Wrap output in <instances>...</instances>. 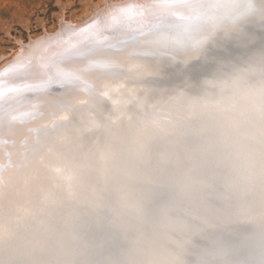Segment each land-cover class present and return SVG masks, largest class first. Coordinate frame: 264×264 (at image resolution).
<instances>
[{
	"label": "rangeland",
	"instance_id": "1",
	"mask_svg": "<svg viewBox=\"0 0 264 264\" xmlns=\"http://www.w3.org/2000/svg\"><path fill=\"white\" fill-rule=\"evenodd\" d=\"M113 2H114V0H107L106 2H102V0H0V61H2L3 59L4 60L8 59V58L12 57L14 54H16V52H19L22 47L27 46V44H26L27 41H30L32 39L31 41L34 42L37 40V38L39 39L40 37L37 35L38 33L40 34V36L52 35V33L53 34L54 33L55 34L60 33L61 29H62L61 26L65 25V24H69L73 21L76 22V20H77V23H78V21L83 22L85 20L84 18H86V17L83 16V19H82L81 16L85 15L84 13H85V11H87L86 9L89 6L88 4L92 3L91 5L94 8L93 11L96 10L95 12L100 13L102 7H104V5L106 3H113ZM115 2L116 3H113V4H119V3H122L124 1L122 0V2H121V0H117V1L115 0ZM103 3H104V5H103ZM98 8H101V9H98ZM62 14H63V17H61ZM82 22H79V23H82ZM49 33H51V34H49ZM34 39H36V40H34ZM20 41L21 42L23 41V44L25 42V44L23 45L22 43H20ZM60 48H62V47L58 46V47H55L54 49L57 52V50H60ZM48 52H49V50H47L46 52L45 51L42 52V54L45 53L44 54V56H45ZM4 53H5V56H4ZM2 54H3V56H2ZM8 56H10V57H8ZM40 57H43V56L39 55L38 56L39 60L41 59ZM33 62L36 63L35 61H33ZM38 63H40V62H38ZM117 78H119V77H114V78L110 79L114 85H116L115 79H117ZM137 79H139V80H137ZM141 79H143V77ZM141 79H140V77H135V79H134L135 84H134L133 90L136 91L137 93L134 91L132 93L135 94V96H133L132 94H129V93H128V95H130L131 97L128 95H125V93H127L126 91H124L122 89L119 90V88L117 89V87L115 88L112 86L113 87L112 90L114 92L112 91L111 93H112V97L114 98V100L112 97L110 99V98H106L104 96L105 99L102 100L103 104L100 103V106L99 105H94V106L88 105L89 107L87 109H85V111H86L85 114L87 113V110H88V113L85 116H86V118L91 119V121L94 123L95 127L87 133H82L81 139L76 140L74 142L75 145L71 144V142L69 141L71 146L69 148L70 150L65 149L66 153L68 154L65 156V159L64 158H63V160H60L58 158H57V160L54 159L55 162H57V163L54 166H52L50 159H51V157H53L56 154L54 152L50 153L51 157L47 156V158H45V152H47L48 150L46 149L43 152L41 150V153H43L44 156L40 155L38 157L40 159L37 158V160L40 161L42 159L41 161L43 164L47 163L49 166V168H47V169H49L51 172L49 171V172H47V174H45L43 176L45 180L46 179L49 180L48 181L49 184L47 186L48 189L46 187L44 189L45 191L43 190L44 192H41L42 191V190L40 191L41 187L39 189V186L38 187L36 185L33 186V192L35 193V191L37 192L39 190L38 193H41V197L43 198L42 199L40 197L42 201H39V205H41V206H36L33 210V216L34 217L32 216V213H29L30 212L29 209L26 210V206H28V205L34 206L36 204V201L34 199L30 200L29 204H28V202L26 203L27 205L24 204L26 206H21V207L17 208V207L13 206L12 201L11 202L8 201L9 198L6 196L8 198L7 204L8 203H11V204H8L7 206H5L4 207L5 210L0 211V235H2V238L0 240H2V242L5 244L4 250L3 251L1 250V253H0V255L2 254L0 256V260L4 261V264H22L19 261L22 256L23 257L21 259L25 260L23 264H62V261L66 260L67 255H63V259H61V258L59 259L57 256H53V258L50 259V257H52V256H51V254H49V262L50 263H48L46 260H44L43 262H38V259L43 258V257H41V256L37 257V255L41 254L40 252L42 250L48 251L49 247L43 248L42 245H39L41 243L37 244V246H34L35 248H33V249H36V247H37V250L40 251V252L38 251V254H37V251L33 250L31 247L33 246L32 244L34 242H38L35 240H39V238H37V237L34 238V241H33V239L30 240L33 243H30L29 238L31 236L35 237L36 235H38L40 228L42 227V225L45 222H47V220L49 222L48 224H50V222H51L50 220L55 219V218H58L60 221L61 220L60 218L65 217L64 219H62V221L64 220L63 223H65V225L68 226L69 222H74V221L76 222L75 219H77V221H78V219L80 217L81 218L80 221L83 220L86 222V225H82L83 227L86 226L87 227L86 229H89L88 225H90V223H92V222L97 223V221L99 220L98 223L100 224L101 219L102 220L103 219L108 220V221L103 220L104 222L102 221V223H105V222L109 223V221L111 223L112 219L108 215L106 216V214L102 213V211H97V207L99 209L100 206H103L102 204H103V200L105 198L103 197L102 194L105 191H106L105 193H108L106 188L111 189V191L114 194H117L119 191L122 190V185H121L122 183L127 185L128 188H131L132 190H135V191H137L139 186H140V185L139 186L136 185V183L141 184L142 187L144 188V190H143V192H141L142 195H140V201L145 200L148 193L150 195V203H151V201L154 200L153 201L154 203H152L151 206L147 207V210H145V212H143L144 211L143 208H145L146 206L142 207L141 209L137 208L138 210H135L136 211L135 215H137V214L140 215L142 212L143 213L142 218H147L146 215L152 216L151 213H153L156 210L161 212V214L159 216L154 215L153 217H149V220L153 221V223H151L150 228H147V226H146L147 224L145 226L142 224V228L139 227L140 228L139 231L141 234V236H139V240L136 238L135 240L124 241L127 243L131 242V241L132 242L133 241H141V245H142L139 249V252L141 253V255H139V257H136L135 261H134V259H132L133 261H128L129 262L128 264H170V259H171L172 253H173V249H178L180 251L181 255L184 254V249L186 248V246L179 245L177 241H179L180 232H182L184 227H186L188 225H190V227L193 226V224L189 223L187 220L193 219L197 225V224H200L205 218L208 217V216H204L201 219L199 217L197 209H199V211L202 212L199 197L202 196L205 198H213L214 196L212 195L211 191H209V190L204 191V192H201V190L203 187H205L204 186L205 182L214 183V182L218 181L220 178H223L222 177L223 173H224L223 165H225L226 162L233 165L232 169L234 170V173H235V181L233 182L232 193H229L227 196L221 195L220 192H215L216 195L220 198L221 203H223V207L226 209H230L231 212H233L234 210L238 209L240 207L241 203L245 202V200L247 199V202H251V204L254 207L257 215L252 216L247 221H241V223L253 224V223H261L262 221H264V216L260 215V213H264V182H262L260 179H255V180L247 179V177H249V176L259 177V175H260L259 168L258 167L253 168L250 166V164H251V161L259 158V154H260V150H261L258 135L256 134V132L254 133V131H253V130H255V128L253 127V124L246 119L247 108H243L242 106L238 105L239 107L237 106V107H235L232 110L227 111V112L216 111L214 109L212 110L211 107H209V108H197L200 110H198V111L196 110L197 111L196 112V111H193L192 108H190V109H192V111L185 112V114L190 117V118L188 117V119H189V122L191 124H192V121H190V120H193V118L196 117V121L194 122V123H196L197 119H199L201 117L200 113L202 111H203L202 113H205V112L209 113L208 116L210 118L209 117H203L205 119L204 120L205 124H207V121L209 120L208 121L209 124L206 125V128H202V129H206L207 131L209 130V128L211 130H213L214 128L217 129V127H219L221 129V125H218L215 127L212 126L213 123H212L211 118L213 116L215 117L218 115L220 117H223L219 114L216 115V113H220L222 115L226 114L223 117V121L226 124L222 125L221 133H230L228 131H231V129H233L234 125L235 126L241 125L240 127H243L244 129L246 128L247 130L252 131L251 133H248L246 130L245 131L247 133H239L238 132L237 135H239L240 140H237V138L232 139L231 137L224 135V134H217L214 136L212 135V133H206L205 134L208 138H210L211 140H213L217 143H221L222 140H225L227 137H228V142L233 140L234 141L233 144L235 143L238 146V147H236L235 151H237L239 153V155L241 156V159L238 160V162L242 163L245 166L240 165L238 162H235V161L233 162L231 160L230 154L229 155L226 154L227 156H225V155L221 156V158L227 157L225 159H229V160L228 161L224 160L223 165H219L217 162V157L213 156L210 153V151L209 152L207 151L208 149L204 148L205 145H204V142L202 141V139L197 138L198 142H192L191 140L188 139V137H187L188 135L186 136L183 133L177 134V133H174L172 130L169 129V127H168V121L169 120L174 121L176 118V119L181 120L182 122L184 121L183 114L173 113L171 110V108H172L171 102L174 100L173 98H171V97H160L161 98L160 99L158 97L159 106H158L157 110L155 111L156 113H152L153 115L150 114V115L144 117V113H143L144 111L145 112H148V111L152 112L153 111L152 105H151L153 102L150 101L151 99L147 100V99H145L144 96L142 97V92H141L142 88L136 86ZM123 83L124 82L122 81L121 85H119V86H124L125 84H123ZM0 84H3L4 86L7 87L8 85L12 84V80L10 78V79H8V83H7V81L6 82L4 81V82H1ZM99 86H97L96 91H94L92 94H98V93L102 94L103 93L102 91H104L105 88L103 89V86L102 87L101 86L99 87ZM98 88H101V89L99 90ZM114 88L116 89V92H115ZM77 94H79V95L75 94L76 98H75V96L73 97L76 100L71 98L73 102L71 101V99L68 98L70 100L69 101L66 98L67 97L66 95L61 96V97H55L54 99L46 100L45 106H44L45 107L44 109L46 112L43 111L44 116H42L44 118V120L47 121V119L51 120L52 118H58L57 116H59V115L62 116L63 114H64L63 116L68 117L67 115L70 116L71 112H73L72 110H74L73 108H75L77 106V104H78V106H80V104L83 106L86 102H88L87 98H90L89 95H84L83 93H79V92H77ZM136 95L138 97H136ZM116 96H117V98H116ZM139 96H141V97H139ZM163 96H168V95H163ZM121 97H122V99H121ZM128 97H130V98H128ZM59 98L61 99V101L59 100ZM80 98H81V100H80ZM140 98H142V100H145V102H142V100ZM129 99L131 101H129ZM138 100H140V101H138ZM133 101H135V102H133ZM62 102L65 105L68 102V105L63 106V107H58L57 104H61ZM83 102H85V103L83 104ZM145 104H147V105H145ZM47 105H48L49 109L52 106L53 107L51 109H53L55 107L57 112L51 113V109L50 110L48 109L49 110V112H48L47 111V108H48ZM96 106H97V108H96ZM26 107H27L26 105H19V106L12 105L8 108H5L3 110V112H0V120H2L4 118V115H8L10 113L16 112V116H17V112L22 110V109H26ZM68 107H70L72 110ZM240 107H242V108H240ZM61 108H62V111H61ZM140 108L142 109L141 111H140ZM93 109H96V110H93ZM121 110H122V112L120 113L121 114L120 115L119 111H121ZM161 110L164 112H162ZM65 111H68V112L65 113ZM131 111H134V112L138 111V114H137V112L135 114L134 112H131ZM61 112H62V114H61ZM160 112H162L163 114L161 115ZM237 112H238V114H237ZM54 113H56L57 116L56 115L54 116L53 115ZM131 113H132V115H131ZM243 113L245 114V116H243L244 115ZM123 116H125L127 118L130 116L129 119L131 121L133 120L132 122L133 123L135 122L134 124H136V123L140 124L141 123L142 126L144 125V128L152 131L150 134H153L157 138H161L162 136H164V134L167 135L169 133H174V134H171L172 136L167 140L168 141L167 142V149L162 150L161 144L153 145V147L155 149L153 147L151 149H149V148L145 149V148L141 147L139 144L142 142H139V143L134 142L132 139H128L127 137H126L127 139H125V136H121L119 133H116V134L112 133L114 131V129L112 131L111 130L107 131V133H103V132H106L105 131L106 127H104V126H107V124L104 125V123L107 120H108L107 122H109V123L116 121L117 122L116 124L113 122L114 123L113 126L116 127L115 129H117V125H118L119 121L122 120ZM136 116H138V117H136ZM149 116H151V117L149 118ZM241 116H243L242 119H241ZM105 117H106V119H105ZM14 118H12V119L4 118L0 122V128L5 127V125L6 126L16 125V127H22L24 125L30 124V126H31L32 122L37 123V120H38V119H35L36 121L27 120V121H24L25 123H23V122L21 123L20 120L14 119ZM151 118H153L158 125H153L154 121ZM231 118L234 119L235 121L231 120ZM243 118H244V120H243ZM74 120H75V118L73 116H71V118L69 120H65V126L67 128L63 127L62 129L66 128L65 130L70 131L71 129H69V126H70V128L72 127L74 129L73 137H76V131L77 130H75V128L72 126V124H75ZM9 122L11 125L8 124ZM26 122H27V124H26ZM67 122H68V124H67ZM230 122H231V125H230L231 127L228 125V124H230ZM245 122H247V123H245ZM17 124H19V125H17ZM232 125H233V127H232ZM195 126H197V125L195 124ZM195 126L194 127H193V125L190 127L184 126L182 128L186 131L188 130V132H190V133H188L189 135H191V136L195 135V137H196L197 134H196V131L194 130L196 128ZM45 127H47V126H45ZM7 128L8 127H6V129ZM23 128H27V127H23ZM31 128L32 129L36 128L38 130H41L40 128H42V127L40 125H38L36 127H30V128H28V130H26L27 133L31 130ZM192 128L194 131L192 130ZM9 129L10 128H8L7 130H9ZM131 130H135V129L124 128V130H122L121 132H122V134H124V133L127 134ZM101 131H102V134H101ZM30 132H31V134L30 133H28V134H29V136L31 135V137L33 138L35 134L33 133V131H30ZM68 133H72V132H68ZM252 133H254V134H252ZM26 134L24 133L23 135H26ZM94 134L95 135L97 134V137L94 136ZM104 134H106V135H104ZM130 134H133V133H130ZM113 135H115L116 137ZM91 137L93 139H91ZM23 138H25V137H23ZM94 138L97 140H94ZM98 138H99V140H98ZM118 138H119V140H118ZM113 139L116 141L117 144L115 142H111V141H114ZM135 139H138V138H135ZM34 140H35V138L32 139V141H34ZM122 140L125 142L123 143ZM32 141L30 140L31 143H34ZM11 142H8V143L6 141L3 143L0 142V146L4 145L6 143L5 146L0 147V151L3 150V152H5V155H6L8 150H6L5 148H6V146H8L9 150L12 152V155L8 153L10 155L9 159L15 158V159L20 160L23 157L22 155L25 154V150H26V144L25 143L26 142H24V139H18V141H15V142L11 141ZM42 142L45 143V140L44 141L42 140ZM118 142L120 144H118ZM108 143H110V145ZM16 144H18V148L15 149ZM20 144H21V146H20ZM53 144H55V145H53ZM87 144H89L92 148H94L92 153H89L91 151L87 150V147H86ZM238 144H240V145H238ZM52 145L53 146L52 147L50 146V148H53V147H54L53 149H55V148L61 149L62 148V147L58 148L59 145L57 143H52ZM118 145L119 146L121 145V148L123 147L122 150H124V149L128 150V154H127V156H124L125 154L120 155V156H122V157H120V159H121L120 161L122 164L120 163V164L114 165L113 164L114 162H112V161L119 160V158H116V157H118L117 154L120 152L119 151L120 147ZM83 148H84V150H83ZM97 149H98V151H95ZM107 149H111L112 152H111V150L108 151ZM99 150H101V151H99ZM152 150H158L159 155L157 156L158 157L157 159H153V158L148 157V153L150 154ZM16 151L19 154L16 153ZM103 151H105V152H103ZM201 151L204 152V155L199 154ZM37 152L40 153V150H37ZM95 152H97V153L99 152L100 156H99V154H98V156H96L97 153H95ZM130 152L133 153V155L138 153L139 154L138 158H140V155L142 154L141 155L142 158L140 160H138L140 162L136 163V166H134V163L132 162V161H134L133 159L128 160V156L130 155L129 154ZM184 152L187 153L188 156L184 155L183 154ZM105 153H107V155ZM217 153L218 152H216L215 155H217ZM20 154H22V155H20ZM114 154H116V155L114 156ZM16 155H18V156L16 157ZM104 155H106V156H104ZM91 156L93 158H89ZM103 156H104V158H103ZM26 157H28V156H26ZM26 157H25V161L27 160ZM29 157H30V155H29ZM31 157H33V156H31ZM96 157H100L101 161L99 160V158L96 159ZM108 157H109V161H108ZM44 158H45V160H44ZM146 158H148V159H146ZM68 159L70 161H68ZM90 159H91V161H90ZM95 160H96V162H95ZM97 160H99L100 163ZM123 160H125V162ZM25 161L23 160V162H25ZM74 161H75V163H74ZM84 161H85V164L83 163ZM68 162H71V163H68ZM7 163L8 162L6 161L5 165ZM42 163H40V164H42ZM77 163H78V165H77ZM79 163H81V165ZM96 163H97V165H96ZM75 164H76V166H75ZM90 164H92L93 166L95 165L96 167L94 166L91 168L92 165H90ZM5 165L3 167L5 169H3V172H0L1 173L0 176L4 175L6 172H8L7 170H9V171L11 170V169H9V167H11V166L7 165L8 167H5ZM85 165H87V167ZM154 165H158V167L154 169ZM43 166L44 165H42V166L39 165V167H43ZM139 166H141L142 168L143 167H146V168L149 167L150 172L152 173L151 176H153L154 174L155 175L157 174L156 177H158V182H157L158 185H154L156 183L155 181L157 179L156 178L152 179V177L148 176L146 171L145 172L147 175H145L143 172H140L139 168H138ZM39 167H37L36 169L38 170ZM44 167H46V166H44ZM68 167H69V169H71V171L68 169ZM118 169H120V170L118 171ZM143 169H145V168H143ZM40 170H42V169H39L38 172H41ZM52 170L55 172H53ZM93 170H95L96 172H93ZM116 170L120 173L121 179L119 178L117 180H111L110 175L112 174L113 171H116ZM42 171H44V170H42ZM131 172H133V174H131ZM2 173H4V174H2ZM51 173L53 175H51ZM84 173H85V175H84ZM47 175H48V177H47ZM93 175H95V176H93ZM132 175H134L135 179L133 178ZM90 176L91 177L93 176L91 178L92 180L90 179V181L88 183L83 184L85 179L87 177H90ZM145 176H148V177H145ZM73 177H74V179L72 180ZM76 177H79V178L76 179ZM138 178H141V179H138ZM229 178H231V177H229ZM75 179L78 180L79 186L76 183ZM52 180H54V181H52ZM59 180H60V184L58 183ZM0 182H2L1 179H0ZM67 182L69 183V189L65 187L67 185L66 184ZM61 183L63 184V186H60ZM93 184H96V186L94 185L95 190H96V193L99 195L96 194L94 197H92L91 198L92 202H90V205L87 206L85 204V202H87V201L84 200V202L83 201H81L82 203L80 202L81 197H82L81 193H84L83 196H87V194H89L90 190H92L91 188H93V186H92ZM217 184L218 183H216L217 189L220 190L221 187L219 188L220 185L219 184L217 185ZM49 185H50V188H49ZM51 186H53V187H51ZM56 187L57 188L59 187L60 189L59 188L58 189L60 191L58 189H57L58 190L57 191ZM35 188H37V189H35ZM34 189H35V191H34ZM51 189H52V191H51ZM92 191H91V193H92ZM137 192H139V191H137ZM1 195H3L2 198H4V199L6 198V197H4L5 196L4 193ZM20 195H21V193H20ZM169 197H171V198H169ZM95 198H97V199H95ZM148 199H149V197H148ZM60 200H61V202H60ZM64 202L66 204L69 203L70 206H69V204L67 206ZM70 202H72V203H70ZM73 202H74V204H73ZM30 203H32V204H30ZM56 204H57V206H56ZM72 204L74 205V208H72V210H71L70 208H71ZM50 205H52V206H50ZM83 206L84 207L86 206L85 207L86 209ZM65 207H69V208H65ZM36 208H39V209L37 210ZM95 208H96V210H95ZM92 209L95 212H93ZM36 210L39 212V214L41 213L42 216L41 215L38 216L39 214L37 213ZM44 210L46 212L49 211L48 212L49 215L46 214ZM77 210H79V212H77ZM27 211L29 214L26 213ZM34 211H35V213H37V217H36V214H34ZM147 211H149V213ZM209 211L212 212L213 208L209 207ZM96 212H98V214ZM100 213H101V215H100ZM228 213H230V212H228L227 210L221 211L220 209H218V210L215 209L216 215H226ZM53 214L55 216L57 215V217H55ZM72 214L73 215L75 214V215L73 216ZM82 214L83 215L86 214V215L83 216ZM77 215H78V218H77ZM91 215H92V217H91ZM135 215L132 216L130 214L129 215L125 214V217L127 216L126 220H128V221L134 220L133 217H135ZM94 216H95V218L93 219ZM97 216H99V217H97ZM38 217H39V219H37ZM72 217H76V218L72 219ZM48 218L49 219L51 218V219L49 220ZM11 219H13V220H11ZM15 219H16V221H15ZM85 219H87V220H85ZM68 220H71V221H68ZM117 220H119V221L123 220L122 216L118 217ZM22 221L27 222L28 225H25L26 223L23 224ZM31 221L33 224L31 223ZM35 221H37V223H35ZM89 221H90V223H89ZM128 221H126V222H128ZM126 222H124V223H126ZM9 224H11V225H9ZM34 224H37V225H34ZM74 224H71V225L73 226ZM65 225H63V228ZM9 226H10V228H9ZM37 226H38V228H37ZM231 226L235 227L236 225H231ZM2 227L9 229V231L8 230L6 231V229L4 230ZM49 229H52V228L49 227ZM165 229H167V233H169L168 237L164 234ZM17 230H19V231H17ZM3 231H5V232H3ZM37 231H38V233H37ZM41 232H43V230L42 231L40 230V233ZM61 232H62V230H61ZM6 233H7V235H5ZM8 234H9V237H8ZM34 234H36V235H34ZM51 234L52 235L55 234V235H53L54 236L53 239H55V241L59 240V238L63 235L66 236L65 232H63V234L61 233V235L59 237H58V235H56V233L54 231H51ZM171 236L172 237L175 236V238L173 237L174 239H172ZM16 237L19 240L18 242H16L17 241L16 239H13ZM57 237H58V239H56ZM66 237L68 238V236H66ZM19 238H21L22 240ZM90 238L92 240V236ZM12 241L13 242L15 241L16 243L14 244ZM79 242H76V245H77L76 247L78 249L82 250L81 244H84V241L80 240ZM7 243H9V244H7ZM102 245H105L104 247L107 248L106 252L109 250V247H111V246L118 247V246H115L116 245L115 242L104 243ZM148 245L150 247H147ZM39 246H41V247L39 248ZM13 247L16 248V251L14 250L15 248H13ZM22 247H23V249H22ZM73 248L75 249V246H73L71 248H69V247L66 248V253H67V251L73 252L74 251ZM21 250H23V251H21ZM25 250L26 251L28 250V252H26V255H25ZM90 250L93 251L92 248H90ZM43 251H42V254L45 253ZM20 253H22V254H20ZM133 253H135V252L133 251ZM8 254H12V255L16 254V256L13 255V258L14 257L15 258L11 259L10 257H7ZM109 254H110V252H107V258L109 257ZM74 255H77L80 257V255H78L77 252ZM98 255H100L101 257ZM119 256H120L119 252L116 251L115 259L118 258ZM25 257L26 258L29 257V259H31L33 261L31 263H29ZM86 257H87V255L85 254L82 259H85ZM101 258L105 259V255H104L102 249L98 250L97 253L93 255V260H99ZM113 258H114V256L109 258L108 260L112 261ZM80 260H81V257H80ZM158 260H159V262H158ZM72 261L75 262L74 260H72ZM65 263H68V262H65ZM65 263H63V264H65ZM112 264H114V263H112ZM117 264H125V263H121L119 261V263H117Z\"/></svg>",
	"mask_w": 264,
	"mask_h": 264
},
{
	"label": "snow or ice",
	"instance_id": "2",
	"mask_svg": "<svg viewBox=\"0 0 264 264\" xmlns=\"http://www.w3.org/2000/svg\"><path fill=\"white\" fill-rule=\"evenodd\" d=\"M69 31L67 39L37 34L40 38L35 43L45 52L62 47L41 57L40 63L23 55L33 41L21 48L5 73L13 83L7 87L0 84V112L12 105H26L20 121L37 119L43 116L48 99L72 91L91 95L98 84L125 74L129 68H135L138 76L153 72L155 76L141 79L136 86L162 91L184 84L193 110L211 107L227 112L238 105L254 108L260 118L259 127H253L261 150L250 166L258 167L260 175L247 179L264 182V63L253 69H260L259 75L244 77L243 84L232 81L227 90L207 79L217 91L201 94V81L216 57H231L264 45V0H134L124 6H106L90 23ZM225 33L229 34L227 44L221 43ZM72 36L81 39L73 41ZM213 41L216 48L211 47ZM201 52L208 53L209 62H189L192 54ZM179 91L184 94L185 88ZM102 95L111 98V90ZM254 215L251 202L226 215L210 214L179 238L178 244L186 246L184 254L173 249L170 264H264V221L241 223Z\"/></svg>",
	"mask_w": 264,
	"mask_h": 264
},
{
	"label": "bare ground",
	"instance_id": "3",
	"mask_svg": "<svg viewBox=\"0 0 264 264\" xmlns=\"http://www.w3.org/2000/svg\"><path fill=\"white\" fill-rule=\"evenodd\" d=\"M107 0H102V2H106ZM117 1V0H116ZM124 2H122V0H121V2L122 3H119V4H113V3H116L115 2V0H114V2L113 3H106L105 5H104V3H103V5H104V7H106V6H109V5H112V6H124V5H127V4H129V3H132V2H134V0H123ZM92 3H90V4H88L89 6H88V8L86 9L87 11H85V15H82L81 17H82V19H83V16H85L86 18H84L85 20V22L83 21H78V23H77V20H76V22L75 21H73V22H71V23H69V24H65V25H63V27H62V29H61V32L60 33H52V35H47L49 38H51V39H53V40H55V39H57V38H62V39H67L70 35H71V33H70V31H69V29L71 28L72 30H79V28H81V27H84L85 25H87L88 23H90L93 19H95L96 18V15H97V12H95V11H93L94 10V8H93V6L91 5ZM94 4V3H93ZM92 7H91V6ZM102 7V6H101ZM104 7H102V9L104 8ZM98 9H101V8H98ZM101 9V10H102ZM101 12V11H100ZM61 17H63V14H62V16ZM80 17V18H81ZM79 18V17H78ZM88 18V19H87ZM61 19V18H60ZM64 20V19H63ZM70 20V19H69ZM74 20V19H73ZM61 21V20H60ZM65 22V21H64ZM75 22V23H74ZM79 22H82V23H79ZM58 30V29H57ZM60 30V29H59ZM49 34H51V33H49ZM225 35L227 36L228 35V33H225ZM45 36V35H44ZM225 36V37H226ZM38 39V38H37ZM78 39H81V37H78V36H72V40L73 41H76V40H78ZM32 40V39H31ZM30 40V41H31ZM34 40H36V39H34ZM20 43H22L23 44V41L21 42L20 41ZM24 44H25V42H24ZM23 44V45H24ZM27 44V43H26ZM214 44H216V42H214ZM20 47V46H19ZM18 47V48H19ZM26 47V46H25ZM17 48V49H18ZM214 48H216V47H214ZM16 49V50H17ZM15 50V51H16ZM19 50V49H18ZM49 50V52L45 55V57L46 56H49V55H51L54 51H55V49L54 48H52V49H48ZM62 50V48H60V50H57V52L58 51H61ZM13 51V50H12ZM14 51V52H15ZM42 52H44V50H43V46L42 45H39V44H36L35 43V41L33 42V46L31 47V48H29L26 52H24L23 53V55H25V56H27V57H30L31 59H32V61H35L36 63H38V62H40V60L38 59V56L40 55V56H44V54H42ZM56 52V51H55ZM256 53H257V55H259V57H261V52H260V49H257L256 50ZM21 54V51H19V52H16V54H14L12 57H10V56H8V57H10V58H8V59H3L2 61H0V83L1 82H6L7 81V83H8V79H10L11 77H10V75H8V74H5L6 73V70L13 64V63H15V59H16V57H18L19 55ZM239 54H241L242 56L238 59V55H235V56H231V57H228V56H220V57H216L215 59H214V61H212V63H213V69H216L217 71H219V78H220V80H219V82L217 83V84H219L220 82H222V81H224V80H227V79H230L237 71H239L240 69H243L242 68V66H241V64H239L238 62L240 61L241 63L242 62H244L243 60H244V58H243V55H246V53L243 51V52H241V53H239ZM12 55V54H11ZM202 55V57H203V59H206V61L208 62V53H204V52H201V53H195V54H192L191 56H190V58H189V62H191V61H194V60H196V59H198L200 56ZM2 56H3V54H2ZM4 56H5V53H4ZM7 58V57H6ZM41 58V57H40ZM206 61H204V62H206ZM251 63H252V61H249V65H251ZM248 65V66H249ZM215 70V71H216ZM132 72H135V74H134V76H133V73ZM136 69L135 68H133L132 70H131V72H130V75H128V76H126V77H124L123 78V84H125L124 86H119V87H117V89L118 88H120V87H122V88H124V89H126L127 90V93H125V95H128V93L130 94L131 92H133L134 90H133V88H134V79H135V77H136ZM147 75H148V77H150V76H155L156 74L155 73H153V72H147ZM208 76V73H206V76H205V78L204 79H202V81H201V88L203 89V87H204V89H207L208 87H210L209 85H208V83L206 82V80H207V78H209V77H207ZM9 77V78H8ZM139 77V76H138ZM134 78V79H133ZM218 78V79H219ZM140 79H141V77H140ZM125 80V81H124ZM137 80H139V79H137ZM115 82V81H114ZM12 83H13V81H12ZM116 83V82H115ZM103 86V89L105 88V89H109V90H111V92L113 91L112 90V88L113 87H115L116 88V86L117 85H114L113 83H112V81L111 80H109V81H106V82H103V83H101V84H98L97 86ZM8 86H10V85H8ZM99 86V87H100ZM113 86V87H112ZM184 86V88H185V93H187V88H186V85H183ZM132 87V88H131ZM111 88V89H110ZM114 88V90H115V92H116V89ZM99 90L101 89V88H98ZM102 89V90H103ZM105 89H104V91H105ZM120 90V89H119ZM140 90V89H139ZM104 91H102V92H104ZM213 91H217V89H214ZM114 92V91H113ZM134 92H136V91H134ZM137 93V92H136ZM184 93V94H185ZM79 95V94H77V92L76 91H72L70 94H67L66 96V98L68 99H74L73 97L75 96V98H76V95ZM115 94V93H114ZM141 94V93H140ZM183 94V95H184ZM81 95V94H80ZM83 95V94H82ZM85 95V94H84ZM138 95V94H137ZM136 95V97H138ZM180 95H182L181 93H180V91H178L176 94H175V97L176 96H180ZM205 95H207V94H205ZM115 96V95H114ZM119 96V95H118ZM128 96H130V95H128ZM134 96H135V94H134ZM81 97V96H80ZM89 97L90 98H87V101L88 102H83V106L80 104V106H78V104H77V106L75 107V108H73L74 110H72L70 107H68V108H70L73 112H71V113H74V111L75 110H80V109H83L84 110V108H85V105H87V104H89L90 102H93L94 101V99H96V98H104L105 99V97H104V95H102L101 93H98V94H92V95H89ZM111 97H112V93H111ZM126 97V96H125ZM124 97V98H125ZM131 97V96H130ZM130 97H128V98H130ZM139 97H141V96H139ZM143 97V96H142ZM181 97V96H180ZM113 98V97H112ZM116 98H117V96H116ZM120 98V97H119ZM160 98V97H159ZM68 99V100H69ZM72 99H71V101H72ZM111 99V98H110ZM121 99H122V97H121ZM127 99V98H126ZM141 100H142V98H140ZM146 99V98H145ZM161 99V98H160ZM159 99V100H160ZM59 100L61 101V99L59 98ZM74 100H76V99H74ZM80 100H81V98H80ZM84 100V99H83ZM113 100H114V98H113ZM112 100V101H113ZM128 100V99H127ZM135 100V99H134ZM55 101V100H54ZM66 101V100H65ZM64 101V102H65ZM70 101V100H69ZM68 101V102H69ZM85 101V100H84ZM101 101V103H102V100H100ZM121 101V100H120ZM129 101H131L130 99H129ZM138 101H140V100H138ZM53 102V101H52ZM68 102H67V104L66 105H68ZM73 102V101H72ZM78 102V101H77ZM117 102V101H116ZM127 102V101H126ZM133 102H135V101H133ZM56 103V102H55ZM128 103V102H127ZM63 106H66L63 102L61 103ZM71 104V103H70ZM103 104V103H102ZM112 104V103H111ZM119 104V103H118ZM143 104V103H142ZM53 105V104H52ZM58 105V104H57ZM75 105V104H74ZM109 105V104H108ZM145 105H147V104H145ZM94 106V105H93ZM113 106V105H112ZM132 106V105H131ZM134 106V105H133ZM136 106V105H135ZM150 106V105H149ZM47 107H48V105H47ZM53 107V106H52ZM51 107V108H52ZM72 107V106H71ZM74 107V106H73ZM115 107V106H114ZM239 107V106H238ZM45 108V107H44ZM43 108V111H45V109ZM50 108V109H51ZM94 108V107H93ZM96 108H97V106H96ZM103 108V107H102ZM117 108V107H116ZM240 108H242V107H240ZM239 108V109H240ZM244 108V107H243ZM49 107L47 108V111L49 112ZM59 109V108H58ZM57 109V110H58ZM64 109V108H63ZM183 109H187V111H185V112H188V111H192V109H190V108H186V107H184ZM212 109V108H211ZM24 109H22V110H20V111H18L17 112V116H16V112L15 113H10V114H8V115H4V118H9V119H12V118H14L15 116V118L14 119H18V120H20V118H19V114H20V112H22ZM65 110V109H64ZM70 110V111H71ZM92 110V109H91ZM93 110H96V109H93ZM163 110V109H162ZM161 110V111H162ZM165 110V109H164ZM198 111V110H200V109H195V110H193V111ZM202 110V109H201ZM213 110V109H212ZM61 111H62V108H61ZM90 111V110H89ZM102 111V110H101ZM113 111V110H112ZM135 111V110H134ZM134 111H131V112H134ZM139 111V110H138ZM138 111H136L137 112V114H138ZM196 111V112H197ZM236 111V110H235ZM3 112V111H2ZM46 112V111H45ZM52 112H57L56 111V109H55V107L53 108V109H51V113ZM64 112V111H63ZM66 112H68V111H65V113ZM122 112V110L121 111H119V114ZM136 112H134L135 114H136ZM149 112V111H148ZM162 112H164V111H162ZM162 112H160L161 113V115L163 114ZM203 112V111H202ZM201 112V113H202ZM87 113H88V110H87ZM86 113V114H87ZM159 113V114H160ZM200 113V112H199ZM200 113V114H201ZM247 113V112H246ZM45 114V113H44ZM61 114H62V112H61ZM134 114V115H135ZM141 114V113H140ZM178 114V113H177ZM176 114V115H177ZM191 114V113H190ZM217 114H219V115H221V116H225V115H222V114H220V113H216V115ZM237 114H238V112H237ZM244 114V113H243ZM52 115V114H51ZM54 116L56 115V113H54L53 114ZM59 115V114H58ZM64 115V114H63ZM57 116L58 118H52L51 120H50V122L52 121L53 123L52 124H50L49 125V123L47 122V121H45L44 120V118L43 117H40V118H37L38 120H37V123H33L32 122V124H31V126H30V124H27V122H26V124L27 125H24V126H22V127H16V125H11L10 124V122L12 121H10L8 124L9 125H11V126H6L5 125V127H1L0 128V142H11V141H18V139H24V142H26L25 144H26V150H25V154L24 155H22V154H20V155H22L23 157L20 159V160H18V159H15V158H12V159H9L10 158V155L9 154H11L12 155V152L9 150V147L8 146H6V150H8L7 151V153H6V155H5V152H3V150L2 151H0V172H3V169H5V168H3L4 167V165H5V163H6V161L8 162L6 165H5V167H8V166H11V167H9V169H11L10 171L9 170H7L8 172H6L5 174L4 173H2V174H4V175H1L0 176V179H1V181L2 182H0V211L1 210H5V206H7L8 204H11V203H8L7 204V202L8 201H12V204H13V206L14 207H21V206H26L27 204V202H28V204H29V201L30 200H35L36 201V204L34 205V206H26V210L27 209H29V213H32V216H33V210H34V208L36 207V206H41V205H39V201H42L41 200V193H38V191L36 192L35 191V189H37V188H35L34 189V191H35V193L33 192V186H39V189H40V187H41V189H40V191L41 192H44L45 190V188L48 186V184H49V180L48 179H44V175L45 174H47V172H49L50 170L49 169H47V168H49V166H48V164L46 163H42V159L40 160V161H38L37 160V158L40 156V155H42V156H44V154L43 153H41V150H42V152L43 151H45L46 149L48 150L47 152H45V158H47V156H49V157H51L50 156V153H55L56 154V156H57V158L58 159H60V160H63V158L65 159V157H64V155H66L67 153H66V150L65 149H69L70 148V143H69V141L71 142V144H74V142L76 141V140H79V139H81V134L83 133V131H84V129H83V125H85V124H87V122H88V120H87V118L85 117H83V116H79V122H78V126H77V131H78V133H76V137H73L71 140H69V139H67L66 141L64 140V136H63V133H61V131H60V129H62V127H66L65 126V120L67 119V117L66 116ZM94 115V114H93ZM107 115V114H106ZM121 115V114H120ZM131 115H132V113H131ZM153 115V114H152ZM151 115V116H152ZM195 115V114H194ZM193 115V116H194ZM44 116V115H43ZM68 117H69V115H67ZM77 116V115H76ZM100 116V115H99ZM108 116V115H107ZM139 116V115H138ZM138 116H136V117H138ZM151 116H149V118L151 117ZM212 116V115H211ZM243 116H245V114L243 115ZM243 116H241V119H242V117ZM88 117V116H87ZM94 117V116H93ZM109 117V116H108ZM130 117V116H129ZM128 117V118H129ZM142 117V116H141ZM153 117V116H152ZM156 117V116H155ZM166 117V116H165ZM206 117H209V116H206ZM223 117H220V116H213L211 119H212V126L213 127H215V126H218V125H221L222 124V122H223ZM237 117V116H236ZM3 118V119H4ZM46 118V117H45ZM123 118V117H122ZM160 118V117H159ZM158 118V119H159ZM167 118V117H166ZM165 118V119H166ZM190 118V117H189ZM210 118V117H209ZM2 119V120H3ZM105 119H106V117H105ZM141 119V118H140ZM151 119H153V118H151ZM150 119V120H151ZM170 119V118H169ZM247 119V118H246ZM2 120H0V122L2 121ZM33 121H36L35 119H32ZM149 120V119H148ZM173 120V119H172ZM204 118L203 117H200L199 119H197V122L195 123L197 126H195L196 128L194 129L195 131H196V137H195V135H189L188 133H190V132H188V130L186 131V130H184L183 128H182V130L180 129V123L179 122H177L176 121V119L174 120V122L176 121V126L178 125V130L179 131H176L177 132V134L178 133H183L184 135H188L187 137H188V139L189 140H191L192 142H198V139H202V141L204 142V145H205V147L204 148H206V149H208L207 151L209 152L210 151V153L213 155V156H216L217 157V155H215V153L216 152H221V153H224V155L225 156H227L226 154H230V153H232V151H235V149H236V147H238L235 143L233 144V140H231L230 142H228V137L225 139V140H222V142L221 143H217V142H215V141H213V140H211L210 138H208L205 134L206 133H212V135L214 136V135H217V134H224V135H227V136H229V137H231L232 139H236L237 138V140H240V137H239V135H237L238 134V132L239 133H251L252 131H249V130H247L246 128L244 129L243 127H240L241 125H237V126H235L234 125V127H233V125H232V127H233V129H231L230 127V125H231V122H230V124H228L230 127V129H231V131H228V132H230V133H221V130H222V128L220 129L219 127H217V129L216 128H214L213 130H211L210 128H209V130L207 131L206 129H202V128H206V125L207 124H205V122H204ZM231 120H234V119H232L231 118ZM237 120V119H236ZM243 120H244V118H243ZM7 121V120H6ZM14 121V120H13ZM24 121H27V120H24ZM23 121V123H25ZM75 121V120H74ZM108 121V120H107ZM133 121V120H132ZM138 121V120H137ZM153 125H158L157 123H156V121L153 119ZM209 121V120H208ZM235 121V120H234ZM46 122V123H45ZM112 122V121H111ZM114 122V121H113ZM112 122V123H113ZM238 122V121H237ZM241 122V121H240ZM14 123V122H13ZM22 123V122H21ZM42 123V124H41ZM64 123V124H63ZM115 124L117 123L116 121L114 122ZM113 123V124H114ZM135 123V122H134ZM151 123V122H150ZM243 123V122H242ZM245 123H247V122H245ZM20 124V123H19ZM19 124H17V125H19ZM67 124H68V122H67ZM141 124V123H140ZM235 124V123H234ZM250 124V123H249ZM248 124V125H249ZM3 125V124H2ZM38 125H40L42 128H40L41 130H38V129H32L31 128V131H33V133L35 134L34 135V137L33 138H35V140L34 141H32V137H31V135L29 136V134L27 133V131L26 130H28V128H30V127H36V126H38ZM52 125H55V126H52ZM74 125L75 124H72V126L74 127ZM147 125V124H146ZM145 125V126H146ZM227 125V126H228ZM244 125V124H243ZM45 126H47V127H45ZM59 127V128H57V127ZM103 126V125H102ZM246 126V125H245ZM6 127H8V128H10L9 130H7L6 129ZM23 127H27V128H23ZM56 127V128H55ZM104 127H106V129H105V131L106 132H103V133H107V131H109V130H113V128L110 126V125H107V126H104ZM103 127V128H104ZM163 127V126H162ZM67 128V127H66ZM65 128V129H66ZM116 128V127H115ZM212 128V127H211ZM249 128V127H248ZM64 129V130H65ZM69 129H72V127L70 128V126H69ZM127 129V128H126ZM159 129V128H158ZM251 129V128H250ZM30 130V129H29ZM74 130V129H73ZM160 130V129H159ZM171 130V129H170ZM193 130V131H194ZM247 132H246V131ZM41 131H43V132H41ZM67 131H69V130H67ZM76 131V132H77ZM162 131V130H161ZM254 131V133H255V130H253ZM121 132V131H120ZM118 130H114L112 133H114V134H116V133H119L121 136H123L122 135V132L120 133ZM152 131H150V130H147L146 128H144V125L142 126V128H141V130H139V133H133V134H129V133H127V134H125L124 136H126V135H128L129 137H127L128 139H132L134 142H142V143H139L140 144V146L141 147H143V148H145V149H147V148H149V149H151L152 147H153V145H155V144H161V148H162V150H165V149H167V140L172 136L171 134H174V133H169V134H167V135H165L164 134V136H162L161 137V139H159L158 141H155L154 140V137L150 134ZM26 134V135H23V134ZM254 133H252V134H254ZM31 134V133H30ZM101 134H102V131H101ZM104 135H106V134H104ZM108 135V134H107ZM111 135V134H110ZM156 135V134H155ZM94 136H96L97 137V134L95 135L94 134ZM93 136V137H94ZM113 136H115V135H113ZM198 136V137H197ZM23 137H25V138H23ZM99 137V136H98ZM103 137V136H102ZM106 137V136H105ZM109 137V136H108ZM116 137V136H115ZM119 137V136H118ZM100 138V137H99ZM99 138H98V140H99ZM111 138V137H110ZM127 138H125V139H127ZM135 138H138V139H135ZM198 138V139H197ZM91 139H93L92 137H91ZM116 139V138H115ZM30 140L32 141V142H34V143H31L30 142ZM42 140L44 141L45 140V143H43L42 142ZM94 140H97V139H95L94 138ZM110 140V139H109ZM108 140V141H109ZM114 140V139H113ZM118 140H119V138H118ZM22 141V140H21ZM123 141V140H122ZM132 141V142H133ZM213 141V142H212ZM47 142V143H46ZM107 142V141H106ZM110 142V141H109ZM111 142H115L116 143V141L114 140V141H111ZM121 142V141H120ZM125 141H123V143H124ZM12 143V142H11ZM17 143V142H16ZM52 143H57L58 145H59V147L58 148H60V147H62L61 149H53V148H50V146L52 147L53 145H55V144H53L52 145ZM99 143V142H98ZM104 143V142H103ZM109 145H110V143H108ZM117 144V143H116ZM118 144H120L119 142H118ZM122 144V143H121ZM6 145V143L4 144V145H1L0 147H2V146H5ZM8 145V144H7ZM112 145V144H111ZM228 145V147H229V150L227 149V146ZM238 145H240V144H238ZM14 146V145H13ZM20 146H21V144H20ZM115 146V145H114ZM119 146V145H118ZM123 146V145H122ZM23 147V146H22ZM77 147V146H76ZM83 147V146H82ZM87 150H89V151H91V152H89V153H92L93 152V149L94 148H92L89 144H87ZM117 147V146H116ZM120 147V152L117 154V156L118 157H116V158H119V160H114V161H112V162H114L113 164L114 165H117V164H120L121 163V159H120V157H122V156H120V155H124V156H127V154H128V150H126V149H124V150H122L123 149V147L121 148V145L119 146ZM16 148H18V144H16V146H15V149ZM74 148V147H73ZM79 148V147H78ZM77 148V149H78ZM81 148V147H80ZM154 148V147H153ZM76 149V148H75ZM105 149V148H104ZM155 149V148H154ZM19 150V149H18ZM37 150H40V153H38L37 152ZM70 150V149H69ZM68 150V151H69ZM79 150V149H78ZM83 150H84V148H83ZM103 150V149H102ZM108 151L109 150H111V149H107ZM15 151V150H14ZM24 151V150H23ZM73 151V150H72ZM95 151H98V149L97 150H95ZM99 151H101V150H99ZM127 151V152H126ZM74 152V151H73ZM77 152V151H76ZM83 152V151H82ZM81 152V153H82ZM103 152H105V151H103ZM102 152V153H103ZM107 152V151H106ZM111 152H112V150H111ZM9 153V154H8ZM16 153H18L17 151H16ZM80 153V152H79ZM88 153V152H87ZM95 153H97V152H95ZM109 153V152H108ZM114 153V152H113ZM147 153V152H146ZM8 154V155H7ZM19 154V153H18ZM98 154H99V152L97 153V155L96 156H98ZM104 154V153H103ZM106 155H107V153H105ZM130 155L128 156V160H134V161H132L133 163H134V166H136V163H139L140 161H138V160H140L141 158H142V154L140 155V158H138L139 157V154L138 153H136L135 155H133V153H129ZM144 154V153H143ZM19 155V156H20ZM29 155H30V157L31 156H33V157H29ZM77 155V154H76ZM83 155V154H82ZM88 155V154H87ZM91 155V154H90ZM93 155V154H92ZM95 155V154H94ZM106 155H104V156H106ZM116 154H114V156H115ZM159 155V153H158V150H152L151 151V153L149 154L148 153V157H150V158H153V159H157L158 156ZM18 155H16V157H17ZM26 156H28V157H26ZM41 156V157H42ZM80 156V155H79ZM89 156V155H88ZM99 156H100V154H99ZM102 156V155H101ZM104 156H103V158H104ZM113 156V155H112ZM25 157H26V161H25ZM111 157V156H110ZM130 157V158H129ZM45 158H44V160H45ZM77 158V157H76ZM89 158H93L92 156L91 157H89ZM99 158V160L101 161V158L100 157H96V159H98ZM102 158V159H103ZM225 158H227V157H225ZM224 157L223 158H221V157H217V162H218V164L219 165H223V163H224V160H226V161H228L229 159H225ZM38 159H40V158H38ZM75 159V158H74ZM85 159V158H84ZM126 159V158H125ZM146 159H148V158H146ZM23 160L25 161V162H23ZM55 160H57V159H55ZM54 160V161H55ZM87 160V159H86ZM99 160H97V161H99ZM38 161V162H37ZM48 161V160H47ZM67 161V160H66ZM68 161H70L69 159H68ZM81 161V160H80ZM90 161H91V159H90ZM100 161H99V163H100ZM108 161H109V157H108ZM124 162H125V160H123ZM72 162V161H71ZM71 162H68V163H71ZM94 162V161H93ZM95 162H96V160H95ZM107 162V161H106ZM128 162V161H127ZM131 162V161H130ZM171 162V161H170ZM234 162V161H233ZM40 163H42V164H40ZM57 163V162H56ZM74 163H75V161H74ZM84 164H85V161L83 162ZM87 163V162H86ZM132 163V164H133ZM240 165H243L242 163H240V162H238ZM80 165H81V163H79ZM122 164V163H121ZM156 164V163H155ZM8 165V166H7ZM39 165H44V166H46V167H39ZM77 165H78V163H77ZM90 165H92V164H90ZM96 165H97V163H96ZM99 165V164H98ZM51 166V165H50ZM60 166V165H59ZM75 166H76V164H75ZM86 167H87V165H85ZM84 166V167H85ZM95 166V165H94ZM93 165L91 166V168L92 167H94ZM101 166V165H100ZM232 166L233 165H231L230 163H228V162H226L225 163V165H223V171H224V173H223V178H220L218 181H216V182H214V183H212V182H205V187H203L202 188V190H201V192H204V191H211V193H212V195L214 196L213 198H205V197H202V196H200L199 198H200V205H201V209H202V212L201 211H199V209H197V211H198V214H199V217H200V219L202 218V217H204V216H209L210 214H215V209H220L221 211H223V210H227L228 212H230L231 213V210L230 209H226V208H224L223 207V203H221V200H220V198L216 195V193L215 192H220V194L221 195H223V196H227L229 193H232V186H233V182L235 181V173H234V170L232 169ZM243 166H245V165H243ZM37 167H39V169H42V170H44V171H42V170H40L41 172H38V170L36 169ZM96 167V166H95ZM148 167V166H147ZM158 167V165H154V169L155 168H157ZM139 168V171L140 172H143L145 175H147L148 174V176H150V177H152V179L154 178H156L157 180L155 181L156 183L154 184V185H158V177H156V175L154 174L153 176H151L152 175V173L150 172V169H149V167L148 168H146V167H143V168H145V169H143L141 166H139L138 167ZM63 169V168H62ZM67 169V168H66ZM68 169H69V167H68ZM86 169V168H85ZM88 169V168H87ZM64 170V169H63ZM70 171H71V169H69ZM80 170V169H79ZM91 170V169H90ZM53 171V170H52ZM62 171V170H61ZM147 172V174H146V172ZM5 172V171H4ZM51 172V171H50ZM53 172H55V171H53ZM75 172V171H74ZM92 172V171H91ZM93 172H96L95 170H93ZM79 173V172H78ZM1 174V173H0ZM70 174V173H69ZM89 174V173H88ZM95 174V173H94ZM131 174H133V172H131ZM51 175H53L52 173H51ZM83 175V174H82ZM85 175V174H84ZM8 176H10V177H12V181H10L11 179L10 178H8ZM50 176V175H49ZM93 176H95V175H93ZM92 176V177H93ZM133 176V178H134V175H132ZM148 176H145V177H148ZM47 177H48V175H47ZM83 177V176H82ZM91 177V178H92ZM229 177H231V178H229ZM77 178H79V177H76V179ZM86 178V177H85ZM84 178V179H85ZM121 179V175H120V173L116 170V171H113L112 172V174L110 175V179L111 180H117V179ZM51 179V178H50ZM70 179V178H69ZM74 179V177L72 178V180ZM75 179V180H76ZM135 179V178H134ZM138 179H141V178H138ZM92 180V179H91ZM52 181H54V180H52ZM51 181V182H52ZM70 181V180H69ZM68 181V182H69ZM78 181V180H77ZM94 181V180H93ZM137 181V180H136ZM57 182V181H56ZM66 183L67 185L65 186L66 188H68L69 189V183ZM92 182V181H91ZM58 183L60 184V180L58 181ZM57 183V184H58ZM216 183H218L220 186H219V188H220V190H218L217 189V186H216ZM51 184V183H50ZM58 184V185H59ZM79 184V183H78ZM217 184V185H218ZM90 185V184H89ZM96 186V184H93L92 186H93V188H91L92 190H90V192H89V194H87V196H83L84 195V193H81L82 194V197H81V200H80V202L81 201H83L84 202V200L85 201H87V202H85V204L87 205V206H89L90 205V202H92L91 201V198L92 197H94L97 193H96V190H95V186ZM122 185V190L121 191H119L117 194H114L112 191H111V189H107L106 188V190H107V192L108 193H105V192H103V197L105 198H103L104 200H103V206H100L99 207V209H98V207H97V211H102V213H104V214H106V216L108 215L111 219H112V221H111V223H110V221H109V223L108 222H105V223H102V221L104 220H102L101 219V223L99 224L98 223V221H97V223H94V222H92V223H90V221H89V223H90V225H88V227H89V229H86L87 227L85 226V227H83L82 225H86V222L85 221H83V220H81L80 221V217H79V219H78V221H77V219H75L76 220V222L74 221V222H69V225L68 226H71V224H74L73 226H72V228H75L76 226H77V229L75 230L76 231V233L74 232L72 235L71 234H69V233H66L65 231V229L68 227V226H64V228L63 229H61L62 230V232H65L66 233V236H68V238H71L70 239V241L69 242H71L70 244H76V241H75V238H72V237H75V236H77V235H79L78 236V241H84V244H81L82 245V250L81 249H78L77 247H75V249L73 248V252L71 251H68V256H70V257H73L74 256V254L77 252V254L78 255H80V257H81V259L83 258V256L86 254L87 255V257L85 258V260H87L86 262H84V263H82V264H88L89 262H90V260L92 259V263L93 264H112V263H114V264H117V263H119V261L121 262V263H125V264H128L129 262L128 261H133L132 259H134V261L136 260V257H139V255H141V253L139 252V249H140V247L142 246L141 245V241H131V242H124V241H129V240H135L136 238L139 240V236H141V234H140V231H139V227H141L142 228V224L145 226L146 224V226H147V228H150L151 227V223H153V221H150L149 220V217H153L154 215H160L161 214V212L160 211H158V210H156V211H154L153 213H151L152 214V216H149V215H146L147 216V218H142V216H143V213L141 212V214L139 215V214H137V215H135V210H138L137 208H139V209H141L142 207H144V206H146L145 208H143V212H145V210H147V207H149V206H151L152 205V203H154L153 201H151V203H150V195H149V193L147 194V197L145 198V200H143V201H140V195H142L141 194V192H143V190H144V188L142 187V185L141 184H139V183H136V185H140L139 186V188H138V190L137 191H139V192H137V191H135V190H132L131 188H128V186L127 185H125L124 183H122L121 184ZM60 186H63V184L61 183V185ZM83 186V185H82ZM106 186V185H105ZM44 187V188H43ZM51 187H53V186H51ZM49 188H50V185H49ZM59 188V187H58ZM57 187H56V190L58 189ZM63 188V187H62ZM65 188V189H66ZM47 189H48V187H47ZM53 189V188H52ZM52 189H51V191H52ZM60 189V188H59ZM58 189V190H59ZM80 189V188H79ZM44 190V191H43ZM54 190V189H53ZM57 190V191H58ZM60 191V190H59ZM63 191V190H62ZM86 191V190H85ZM91 191H92V193H91ZM5 194V196L4 197H6L5 199L4 198H2V196L3 195H1V194ZM20 193H21V195H20ZM56 193V192H55ZM68 193V192H67ZM99 193V192H98ZM69 194V193H68ZM97 195H99V194H97ZM20 196V197H19ZM44 196V195H43ZM77 196V195H76ZM21 199H19V198ZM41 197V198H40ZM148 197H149V199H148ZM57 198V197H56ZM102 198V197H101ZM169 198H171V197H169ZM7 199H8V201H7ZM43 199V198H42ZM95 199H97V198H95ZM75 200V199H74ZM63 201V200H62ZM72 201V200H71ZM60 202H61V200H60ZM247 202V199L245 200V202H243V203H241V205L240 206H242L243 204H245ZM50 203V202H49ZM58 203V202H57ZM65 203V202H64ZM70 203H72V202H70ZM82 203V202H81ZM100 203V202H99ZM24 204H26V205H24ZM30 204H32V203H30ZM66 204V203H65ZM68 204L69 203H67L66 205L68 206ZM73 204H74V202H73ZM72 204V206H71V210H72V208H74V205ZM93 204V203H92ZM45 205V204H44ZM100 205V204H99ZM11 206V205H10ZM50 206H52V205H50ZM55 206V205H54ZM56 206H57V204H56ZM69 206H70V204H69ZM84 207V206H83ZM86 207V206H85ZM84 207V208H85ZM92 207V206H91ZM90 207V208H91ZM209 207H211V208H213V211L211 212V211H209ZM41 208V207H40ZM48 208V207H47ZM56 208V207H55ZM62 208V207H61ZM65 208H69V207H65ZM89 208V207H88ZM215 208V209H214ZM37 210L39 209V208H36ZM42 209V208H41ZM54 209V208H53ZM86 209V208H85ZM94 209V208H93ZM93 209H92V211H93ZM36 210V211H37ZM49 210V209H48ZM68 210V209H67ZM70 210V211H71ZM82 210V209H81ZM88 210V209H87ZM95 210H96V208H95ZM45 211V210H44ZM91 211V212H92ZM11 212V211H10ZM49 212V211H48ZM48 212H46L45 211V213L46 214H48ZM54 212V211H53ZM61 212V211H60ZM67 212V211H66ZM77 212H79V210H77ZM93 212H95V211H93ZM148 213H149V211H147ZM26 213H28V211L26 212ZM28 213V214H29ZM37 213L39 214V212L37 211ZM37 213H35V211H34V214H36V217H37ZM85 213V212H84ZM89 213V212H88ZM97 214H98V212H96ZM130 214V215H132V216H134L135 215V217H133V219L134 220H132V221H128V220H126V217H125V214ZM43 214V213H42ZM59 214V213H58ZM70 214V213H69ZM95 214V213H94ZM93 214V215H94ZM31 215V214H30ZM41 215V213L38 215V216H40ZM45 215V214H44ZM49 215V214H48ZM54 215V214H53ZM71 215V214H70ZM69 215V216H70ZM73 215V214H72ZM75 215V214H74ZM73 215V216H74ZM80 215V214H79ZM83 215V214H82ZM84 215H86V214H84ZM83 215V216H84ZM89 215V214H88ZM100 215H101V213H100ZM10 216V215H9ZM42 216V215H41ZM55 216V215H54ZM82 216V217H83ZM120 216H122V218H123V220H121V221H119V220H117L118 219V217H120ZM131 216V217H132ZM145 216V215H144ZM7 217V216H6ZM29 217V216H28ZM34 217V216H33ZM32 217V218H33ZM51 217V216H50ZM55 217H57V215L55 216ZM60 217V216H59ZM62 217V216H61ZM68 217V216H67ZM66 217V218H67ZM91 217H92V215H91ZM97 217H99V216H97ZM30 218V217H29ZM31 218V219H32ZM65 218V217H64ZM64 218H60L61 220L62 219H64ZM73 218H76V217H72V219ZM77 218H78V215H77ZM95 218V216L93 217V219ZM108 218V217H107ZM109 218V219H110ZM34 219V218H33ZM37 219H39V217L37 218ZM49 219V218H48ZM51 219V218H50ZM49 219V220H50ZM92 219V218H91ZM110 219V220H111ZM115 219V220H114ZM11 220H13V219H11ZM35 220V219H34ZM47 220V219H46ZM53 220V219H52ZM85 220H87V219H85ZM106 220V219H105ZM104 220V221H105ZM10 221V220H9ZM15 221H16V219H15ZM44 221V220H43ZM48 221V220H47ZM64 221V220H63ZM68 221H71V220H68ZM103 221V222H104ZM106 221H108V220H106ZM126 221H128V222H126ZM189 223H191V224H193V225H196V223L194 222V220L193 219H188L187 220ZM8 222V221H7ZM6 222V223H7ZM23 222V224H25V225H28V223L27 222H24V221H22ZM42 222V221H41ZM124 222H126V223H124ZM12 223V222H11ZM31 223H32V221H31ZM35 223H37V221H35ZM39 223V222H38ZM49 223V222H48ZM51 223V222H50ZM88 223V222H87ZM33 224V223H32ZM41 224V223H40ZM8 225V224H7ZM9 225H11V224H9ZM34 225H37V224H34ZM33 225V226H34ZM6 226V225H5ZM13 226V225H12ZM11 226V227H12ZM92 226V227H91ZM41 227V226H40ZM188 227V229H189V227H190V225H188L187 226ZM4 230L6 229V228H4V227H2ZM9 228H10V226H9ZM36 228V227H35ZM37 228H38V226H37ZM51 228V227H50ZM191 228V227H190ZM2 229V230H3ZM28 229V228H27ZM30 229V228H29ZM9 231V229H6V231ZM36 230V229H35ZM34 230V231H35ZM44 231V230H43ZM3 232H5V231H3ZM50 232V231H49ZM48 232V233H49ZM35 233V232H34ZM37 233H38V231H37ZM5 235H7V233L5 234ZM17 235V234H16ZM34 235H36V234H34ZM53 235H55V234H53ZM18 236V235H17ZM37 236V235H36ZM64 236V235H63ZM66 236H64V237H66ZM92 236V240H91V237ZM98 236V237H97ZM7 237V236H6ZM8 237H9V234H8ZM19 237V236H18ZM32 237V236H31ZM174 238H175V236H173ZM172 236H171V238L172 239H174ZM38 238V237H37ZM53 238H54V236H53ZM13 239H16L17 241L16 242H18L19 240L17 239V237L16 238H13ZM19 239H21V238H19ZM58 239V238H57ZM22 240V239H21ZM33 241H34V239H33ZM35 241H38V240H35ZM13 242V241H12ZM15 241L13 242L14 244L16 243ZM113 242H115V246H118V247H114V246H111V247H109V250L107 251V252H110V254H109V257L107 258V252H106V249L107 248H105L104 246L105 245H102V244H104V243H113ZM178 242V241H177ZM31 243V242H30ZM34 243H36V242H34ZM82 243V242H81ZM7 244H9V243H7ZM19 244V243H18ZM137 244V245H136ZM25 245V244H24ZM129 245V246H128ZM131 245V246H130ZM13 246V245H12ZM26 246V245H25ZM109 246V245H108ZM30 247V246H29ZM41 246H39V248H40ZM147 247H150L149 245L147 246ZM146 247V248H147ZM12 248V247H11ZM13 248H15V247H13ZM33 248H35V247H33ZM32 248V249H33ZM43 248H44V246H43ZM47 248V247H46ZM71 248V247H70ZM81 248V247H80ZM90 248H92L93 250H95V251H91L90 250ZM22 249H23V247H22ZM25 249V248H24ZM103 250V253H104V255H105V259H99V260H93V255L94 254H96L97 253V251L98 250ZM15 251H16V248L14 249ZM33 250H36L37 251V254H38V251L39 250H37V247H36V249H33ZM42 250V249H41ZM68 250V249H67ZM72 250V249H71ZM21 251H23V250H21ZM43 251V250H42ZM42 251L40 252L41 254H42ZM85 251V252H84ZM116 251H121V254H120V256L118 257V258H116L115 259V255H116ZM133 251L135 252V253H133ZM138 251V252H137ZM13 252V251H12ZM11 252V253H12ZM26 252H28V250L26 251L25 250V255H26ZM43 252H45V251H43ZM75 252V253H74ZM23 253V252H22ZM22 253H20V254H22ZM36 253V252H35ZM31 254V253H30ZM45 254V253H44ZM49 254H51V256H57L59 259L61 258V259H63V253H61L60 251H58V249H57V245H55V246H52V248L50 249V251H49ZM6 255V254H5ZM12 255V254H11ZM14 256H16V254H13ZM22 256V255H21ZM29 256V255H28ZM98 256H100V255H98ZM114 256V258H113V260L112 261H109L108 259L109 258H111V257H113ZM23 257V256H22ZM21 257V258H22ZM41 257H43V256H41ZM101 257V256H100ZM7 258V257H6ZM5 258V259H6ZM15 258V257H14ZM13 258V259H14ZM20 258V257H19ZM20 258V262L23 264L24 263V261L25 260H23V259H21ZM26 258V257H25ZM12 259V258H11ZM12 262V261H11ZM65 262H67L66 260H63L62 261V264L63 263H65ZM158 262H159V260H158ZM65 264H68V263H65Z\"/></svg>",
	"mask_w": 264,
	"mask_h": 264
},
{
	"label": "water",
	"instance_id": "4",
	"mask_svg": "<svg viewBox=\"0 0 264 264\" xmlns=\"http://www.w3.org/2000/svg\"><path fill=\"white\" fill-rule=\"evenodd\" d=\"M226 36V35H225ZM224 36V38H222V40H221V43H223V44H227V43H229V34L225 37ZM214 42H216V41H213L212 43H211V47L212 48H214V47H217V42H216V44H214ZM257 49H260V52H261V57H259V55H257V53H256V50ZM244 52L246 53V55H243V58H244V62H238L239 64H241V66H242V68L243 69H246V68H248L249 66H252V65H260L261 63H264V45H261V44H257L255 47H252V48H247L246 50H244ZM205 53V52H204ZM238 55V59L242 56L241 54H237ZM198 59H200V60H203V61H206V59H203V57H202V55L198 58ZM197 60V59H196ZM240 60V59H239ZM249 61H252V63H251V65H249ZM207 62V61H206ZM209 62V61H208ZM249 65V66H248ZM214 66V65H213ZM133 68H129L128 69V71L125 73V74H123V75H121V76H117V77H119V78H117V79H115L116 80V87H119V85H121V83H122V79L124 78V77H126V76H128V75H130V72H131V70H132ZM216 69H211L209 72H208V76L207 77H209V78H207V79H212V80H214V81H216L217 83L219 82V80H220V78H219V71H215ZM240 70H242V69H240ZM147 72L148 71H145L144 72V74H143V76H139V77H143V79L144 78H147L148 77V75H147ZM133 73V76H134V74H135V72H132ZM136 74H137V72H136ZM136 77H138V75H136ZM219 78V79H218ZM228 80V79H227ZM135 84V83H134ZM184 84H177V85H174V86H172V87H170V88H168V89H165V90H157V89H149V88H142V90H141V92H142V96H144L147 100H150L151 102H153L151 105H152V109H153V111L152 112H143L144 113V117H146V116H148V115H150V114H152V113H156L155 111L157 110V108H158V106H159V102H158V97H171V98H173L174 100L171 102L172 104V108H171V110H172V112L173 113H181V114H183V119H184V121L182 122L181 120H179V119H176V121L177 122H179L180 123V129L182 130V127H190V126H192L193 125V127L195 126V121H196V117H194L193 118V120H190V121H192V124L189 122V119H188V115H186L185 114V111H187V109L185 110V109H183L184 108V106H182V105H180V104H178L177 103V99L178 98H180V96H176L175 97V94L179 91V89L180 88H182V87H184L183 86ZM119 89H122V90H124V91H126L127 92V90L126 89H124V88H122V87H120ZM214 90V88H211V87H208L207 89H204V87H203V89H202V92H201V94L202 95H205V94H208V93H214V92H216V91H213ZM130 94H132L133 96H134V94L131 92ZM163 95H168V96H163ZM185 96H187V94L185 93L184 94ZM104 98H96V99H94V101L93 102H90L89 104H87V105H85V108H84V110L83 109H80V110H75L74 111V113H71L70 114V116L69 117H67V119L66 120H69L70 118H71V116H73L74 118H75V125H74V128H75V130H77V126H78V122H79V116L81 117V116H83L84 118L86 117L85 115V109H87L89 106H93V105H99L100 106V103H101V101L100 100H103ZM142 102H145V100H142ZM89 105V106H88ZM142 109L140 108V111H141ZM77 115V116H76ZM196 116V115H195ZM172 118V117H171ZM87 120H88V122H87V124H85V125H83V129H84V131H83V133H87V132H89V131H91L94 127H95V125H94V123L91 121V119L90 118H87ZM176 121L174 122V121H171V120H169L168 121V127H169V129H171L174 133H177L176 131H178V125L176 126L175 124H176ZM47 122L49 123V125L50 124H52L53 122L51 121L50 122V120L49 119H47ZM105 122V121H104ZM65 123V122H64ZM63 123V124H64ZM110 125L114 130H118L119 132L120 131H122V130H124V128H133V129H135V130H131V131H129L128 133L130 134V133H139V130H141V128H142V124H138V123H136V124H134L129 118H127V117H125V116H123V118H122V120H120L119 121V123H118V125H117V129H115V127L113 126V123H109V122H105L104 123V125ZM185 124V125H184ZM209 124V122L207 121V125ZM226 123H224V121H223V123L221 124V128H222V125H225ZM52 126H55V125H52ZM57 127V126H56ZM55 127V128H56ZM57 128H59V127H57ZM63 128V127H62ZM192 130H193V128H192ZM31 131V130H30ZM28 132V133H31V132ZM60 131H61V133H63V135H64V140H67V138L69 139V140H71L72 138H73V134H74V130H73V128L70 130V131H67V130H64V129H60ZM41 132H43V131H41ZM68 132H72V133H68ZM76 133H78V131L76 132ZM127 133V132H126ZM128 134V135H129ZM123 136L125 135V134H122ZM128 135H126L125 136V138L126 137H129ZM153 137H154V140L155 141H158L159 139H161V138H157V137H155L153 134H151ZM73 145H75V143L73 144ZM227 147V149L229 150V147H228V145L226 146ZM80 151V150H79ZM184 155H187L188 156V154L187 153H183ZM200 155H204V152H200L199 153ZM66 155H68V154H66ZM66 155H64V157L66 156ZM224 155V153H217V157H221V156H223ZM230 157H231V160L232 161H235V162H238V160H240L241 159V156L239 155V153L237 152V151H232V153H230ZM54 159H57V156L56 155H54L53 157H51V159H50V162L52 163V166H54L55 164H56V162L54 161ZM120 169H118V171H119ZM86 173V172H85ZM84 173V174H85ZM8 178H10L11 180L10 181H12V177H10V176H8ZM90 179H91V176L90 177H87L86 179H85V181H84V183L83 184H85V183H88L89 181H90ZM76 181V183L78 184L79 182L77 181V180H75ZM78 186H79V184H78ZM51 221V223L50 224H48V221L47 222H45L43 225H42V227L40 228V230L42 231V230H44L43 232H41L40 233V230H39V234L37 235V236H35V237H30L29 238V241L30 240H32V239H34V238H36V237H38L39 238V240H38V242H36V243H33L32 241H30L31 243H33L32 245V247L31 248H33L34 246H37V244H39V243H41V244H39V245H42V246H44V248L45 247H49L48 248V251H46L45 250V254H38L37 255V257L38 256H43V258H39L38 259V262H43L44 260H46L48 263H50L49 262V251H50V249H51V247L52 246H55V245H57V249H58V251H60L61 253L63 252V254L64 255H67V258H66V260H67V262H68V264H82V263H84V262H86L87 260H85V259H81L80 260V257L79 256H77V255H74L73 257H70V256H68L69 254H68V251H67V253H66V248H70V247H73V246H77L76 244H70L71 242H69L70 241V239L71 238H67V237H64V236H61L60 238H59V240H57V241H55V239H53V235L51 234V231H54L55 233H56V235H58V237L61 235V233L63 234V232H61V229H63V225H65V223H63V221L62 220H60L59 221V219L58 218H55V219H53V220H50ZM65 226H67V225H65ZM49 227H51L52 229H49ZM77 229V226L75 227V228H72V225L71 226H68L65 230V232L66 233H69V234H73L74 232L76 233V230ZM168 229V228H167ZM167 229H165L164 230V234L168 237V234L169 233H167ZM20 230V229H19ZM19 230H17V231H19ZM188 230V227L186 226V227H184L183 228V230H182V232H180V237L186 232ZM16 231V232H17ZM48 231H50V233H48ZM78 236L79 235H77V236H75V237H72V238H75V241L76 242H79L78 241ZM57 237V238H58ZM2 238V235H0V239ZM56 238V239H57ZM0 241H2V240H0ZM51 242V243H50ZM80 243V242H79ZM4 248H5V244L3 243L2 244V246H0V253H1V250L3 251L4 250ZM93 251H95V250H93ZM119 254H121V251H119ZM2 255V254H1ZM0 255V256H1ZM7 257H10V258H12L13 259V255H11V254H8L7 255ZM70 257V258H69ZM53 258V256L52 257H50V259H52ZM27 260H28V262L29 263H31L33 260H31V259H29V257L28 258H26ZM72 260H74L75 262H73ZM0 264H4V261H2V260H0ZM88 264H93L92 263V259L90 260V262L88 263Z\"/></svg>",
	"mask_w": 264,
	"mask_h": 264
},
{
	"label": "clouds",
	"instance_id": "5",
	"mask_svg": "<svg viewBox=\"0 0 264 264\" xmlns=\"http://www.w3.org/2000/svg\"><path fill=\"white\" fill-rule=\"evenodd\" d=\"M255 66L256 65H252L246 69H242V70L237 71L230 79L220 82L219 84L216 85V87L223 88V89L227 90L230 88V82H232V81H236V82L243 84L244 83V79H243L244 77H246L248 75H253V74L259 75L260 69L257 68L256 71H253ZM177 103L186 107V108H190V99L183 94L181 95L180 98L177 99ZM200 115H201V117H206L209 115V113L205 112V113H201ZM246 118L249 122H251L257 128L259 127V122H260L259 115L255 111V109L252 108L251 106H249L247 108ZM2 244H3V242L0 241V246H2Z\"/></svg>",
	"mask_w": 264,
	"mask_h": 264
}]
</instances>
